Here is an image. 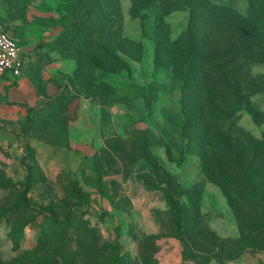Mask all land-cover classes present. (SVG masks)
Segmentation results:
<instances>
[{
  "label": "rangeland",
  "instance_id": "obj_1",
  "mask_svg": "<svg viewBox=\"0 0 264 264\" xmlns=\"http://www.w3.org/2000/svg\"><path fill=\"white\" fill-rule=\"evenodd\" d=\"M131 2L0 0V262L264 264V0Z\"/></svg>",
  "mask_w": 264,
  "mask_h": 264
},
{
  "label": "built area",
  "instance_id": "obj_2",
  "mask_svg": "<svg viewBox=\"0 0 264 264\" xmlns=\"http://www.w3.org/2000/svg\"><path fill=\"white\" fill-rule=\"evenodd\" d=\"M23 67L22 48L0 19V74L20 76Z\"/></svg>",
  "mask_w": 264,
  "mask_h": 264
},
{
  "label": "trees",
  "instance_id": "obj_3",
  "mask_svg": "<svg viewBox=\"0 0 264 264\" xmlns=\"http://www.w3.org/2000/svg\"><path fill=\"white\" fill-rule=\"evenodd\" d=\"M161 1V0H160ZM132 7H134V8H132L131 9V11H132V15L135 17V16H137V14L138 13H135L134 12V9L136 10V9H139V7H140V9H143V8H147V7H149L151 4H155L154 2H153V0H132ZM138 12V11H137ZM168 13H170V12H165L163 15H167ZM146 16V15H145ZM161 36H162V34H161ZM159 39V38H158ZM173 42H175V44L177 45V50H178V52L180 53V55H182V57L184 56V54H185V52H186V49H185V40H184V36H182L179 40H177V41H173ZM172 43V41H171V39L170 38H166V37H164L163 39H161V41L159 42L158 41V49L159 48H161L162 47V49L163 50H171V49H167L168 47V45L169 44H171ZM176 47V46H175ZM25 106L27 107V111H28V114L30 115L31 114V112H32V109H31V107L28 105V104H25ZM182 224H183V222H182V217L180 216L179 218H178V226H179V228H181L182 227ZM0 264H10V263H4V262H0Z\"/></svg>",
  "mask_w": 264,
  "mask_h": 264
},
{
  "label": "crops",
  "instance_id": "obj_4",
  "mask_svg": "<svg viewBox=\"0 0 264 264\" xmlns=\"http://www.w3.org/2000/svg\"><path fill=\"white\" fill-rule=\"evenodd\" d=\"M13 76V75H12Z\"/></svg>",
  "mask_w": 264,
  "mask_h": 264
}]
</instances>
